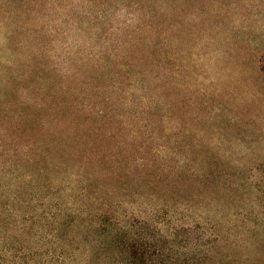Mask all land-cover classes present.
I'll list each match as a JSON object with an SVG mask.
<instances>
[{
  "label": "rangeland",
  "instance_id": "rangeland-1",
  "mask_svg": "<svg viewBox=\"0 0 264 264\" xmlns=\"http://www.w3.org/2000/svg\"><path fill=\"white\" fill-rule=\"evenodd\" d=\"M159 5L148 139L118 77L150 64L126 54L129 15L90 30L81 0H0V264H106L102 210L158 234L198 226L186 238L209 264H264V0Z\"/></svg>",
  "mask_w": 264,
  "mask_h": 264
},
{
  "label": "trees",
  "instance_id": "trees-1",
  "mask_svg": "<svg viewBox=\"0 0 264 264\" xmlns=\"http://www.w3.org/2000/svg\"><path fill=\"white\" fill-rule=\"evenodd\" d=\"M52 1L62 6L65 0ZM160 1L81 0L86 9L82 15L88 20L90 30L107 21L114 13L129 15L124 24L129 29L126 34V54L128 57L139 55L141 61L146 56L150 64L137 71L123 65L125 74L119 73L118 77L124 80L125 95H128L124 104L128 106L138 132L146 134L148 139L158 135L150 126L153 125L151 119L158 117L160 96L157 86L150 88L146 82H150L149 79L156 82L160 78ZM116 86L120 87V83L114 82V88ZM109 212L114 211H96V221L90 225L107 240L111 257L106 264H209L213 259L211 248L186 238L198 226L172 228L158 234L155 228L150 229L145 223L135 227L133 223L119 222ZM111 222L114 227L106 229V224ZM61 243L62 239H59L55 244ZM34 256L38 257V264H62L68 257L65 251H52L48 255L37 254L36 251Z\"/></svg>",
  "mask_w": 264,
  "mask_h": 264
}]
</instances>
